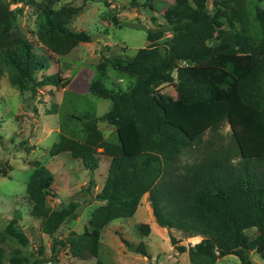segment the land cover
<instances>
[{
  "label": "trees",
  "instance_id": "obj_1",
  "mask_svg": "<svg viewBox=\"0 0 264 264\" xmlns=\"http://www.w3.org/2000/svg\"><path fill=\"white\" fill-rule=\"evenodd\" d=\"M57 1L38 7L34 41L11 30L22 13L20 6L11 7L17 0H0V76L6 69L11 85L20 92L59 85L57 74L38 77L37 71L48 65L52 54L64 56L80 42L91 41L85 31L69 28L78 9L55 7ZM261 1L173 0L160 12L165 23L145 28L148 43L132 56L101 55L88 91L109 100V108L97 116L84 114L82 140L61 134L49 148L51 156L71 152L81 160L90 174L81 190L100 204L91 210L82 232L70 230L65 238L55 237L63 223L76 218L81 203L71 198L62 207H51V171L39 160H30L33 169L25 192L30 214L52 237L51 255L42 257L41 248L33 258L23 253L29 238L14 216L0 231V264H62L56 260L60 247L79 259L94 257L95 264H104L98 258L102 229L115 219L133 216L144 193L159 226L187 237L201 236L185 247L169 234L174 248L187 251L191 263L216 264L219 258L234 255L240 264H250V251L264 257ZM145 2L154 7L153 0ZM249 2L254 25L249 22ZM129 3L134 6L136 0ZM108 67L130 82L126 89L112 90L104 84ZM168 83H173L175 96L161 91ZM224 121L231 128V143L204 138ZM98 122L111 124L117 140L106 139ZM98 148L110 162L101 189L94 192ZM184 154L194 158L182 163ZM251 228L255 234L249 237L246 230ZM138 229L147 232L148 226L139 224ZM120 239L129 250L148 257L143 242ZM7 242L14 244L9 250Z\"/></svg>",
  "mask_w": 264,
  "mask_h": 264
},
{
  "label": "rangeland",
  "instance_id": "obj_2",
  "mask_svg": "<svg viewBox=\"0 0 264 264\" xmlns=\"http://www.w3.org/2000/svg\"><path fill=\"white\" fill-rule=\"evenodd\" d=\"M172 1L153 0L154 7L150 8L145 0H136L134 6L129 0H59L55 3V7L69 6L78 9L69 20V28L85 31L91 37V41L79 43L64 56L52 54L48 65L37 71L38 77L57 74L60 79L59 85H43L36 87L34 92L30 89L20 92L11 85L8 71L4 69L2 72L0 76V231L15 216L17 227L29 238V243L22 248L27 256L31 258L38 256V249L41 248L43 250L41 256L49 259L52 243V237L41 231L40 219L30 214L31 202L25 188L33 167L28 162L37 159L51 171L49 178L51 192L48 195V203L51 207H62L71 198L81 203L76 218L63 223L54 236L65 238L70 230L82 232L91 210L98 204L93 197L81 190L90 174L81 160L71 152L51 156L49 148L53 142L58 141L61 134L82 140L84 114L90 112L97 116L109 108V100L92 96L88 91V85L97 73L96 65L101 55L113 54L122 58L132 56L139 47L148 43L144 29L154 27L157 23H165L160 12ZM46 2L47 0H17L15 4H11V7L22 8V13L12 26V32L22 33L36 41L38 7ZM259 5L264 9V0L259 2ZM212 10L213 6L209 3L208 11L212 12ZM247 12L250 25H254L251 13L252 2L247 5ZM168 36L167 33L161 42ZM104 84L112 90H124L130 82L108 67ZM160 89L171 96L176 94L173 83L163 84ZM97 127L106 139L117 140L115 129L111 124L98 122ZM210 137L222 144L231 143L232 132L228 122L224 121L216 131H208L204 135V138ZM99 151L100 149H97L99 165L92 174L95 181L94 192L101 189L108 166L107 156ZM192 158L194 157L190 154L181 156L182 163L191 161ZM136 222L137 215L115 219L102 230L100 260H113L115 256L120 257L118 259L122 258L125 251L123 249L127 247L118 240L117 230L128 240H135L138 231ZM246 233L252 237L255 229H248ZM175 237L187 246L198 242L197 237H187L182 232H176ZM13 246L12 243H5L7 250ZM165 257L169 262H175L176 257L169 254ZM248 258L250 264H264V257L256 251H250ZM56 260L62 264H93L95 258L79 259L66 247H60ZM45 264L52 263L47 261ZM216 264H240V261L234 255H226L219 258Z\"/></svg>",
  "mask_w": 264,
  "mask_h": 264
},
{
  "label": "crops",
  "instance_id": "obj_3",
  "mask_svg": "<svg viewBox=\"0 0 264 264\" xmlns=\"http://www.w3.org/2000/svg\"><path fill=\"white\" fill-rule=\"evenodd\" d=\"M98 149H100L99 152H101V148H98ZM98 155L99 154H97V156ZM102 155L107 156L108 165H109L110 156H108V155H106L104 153H102ZM107 168H108V166H107ZM147 196H148L147 193L143 194V196L141 197L140 202H139V204L137 206L136 212H135V214L133 216L137 215V222H136L137 229H138V225L139 224H145V225L148 226V231L146 232L144 230H141L142 231L141 232L138 229L137 236L134 238L135 240H131V239L128 240L127 238H125V236L123 234H120L118 232V230H117V233L119 235H117V236L119 237L118 238L119 241H121V239H120V236H121V237L127 239L128 241L132 242L133 244H137L139 242H143L145 244V246H146L148 257L142 255L141 253H138V252H135V251H132V250H129V249L126 248V249H123L125 251L122 254L123 256H122L121 259H118L120 257L115 256V258H113V260L111 259L109 261H106V260H101V261L104 264H108V263L109 264H192L188 260L187 251L177 252L174 249V246L172 245V243L170 241V237H169L170 233L175 237V233L176 232H181V231L180 230L177 231V229H170L169 230V229H167L165 227L159 226L156 223V221H155V219H154V217L152 215L151 208H150L149 202L147 200ZM98 204H100V202H98ZM119 219H123V218H119ZM86 225H87V222H86ZM101 233H102V231H101ZM195 237L198 238L197 241H199L201 239L200 235L192 236V238H195ZM102 238L103 237H102V234H101L100 235V239H99V249H100V245L102 243ZM178 243L181 244V245H184L185 247H188L186 244H184L181 241H178ZM131 253H133V255H130ZM166 254L172 255V257H176L175 262L174 263L173 262H169L166 259V257H165ZM99 255H100V253L98 251V258H99ZM173 255H176V256H173ZM93 264H95V261L93 262Z\"/></svg>",
  "mask_w": 264,
  "mask_h": 264
}]
</instances>
